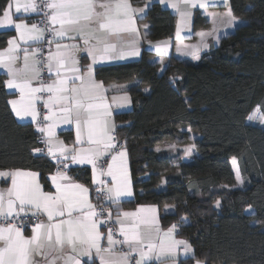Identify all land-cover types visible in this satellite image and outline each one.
Wrapping results in <instances>:
<instances>
[{"label":"trees","instance_id":"1","mask_svg":"<svg viewBox=\"0 0 264 264\" xmlns=\"http://www.w3.org/2000/svg\"><path fill=\"white\" fill-rule=\"evenodd\" d=\"M7 2L0 0V14ZM228 2L243 22L197 61L170 54L159 62L142 46L137 58L94 68L105 83L128 82L131 98V107L113 116L134 195L112 209L171 205L173 210L160 216L161 226H175L176 236L186 239L194 253L179 264H264V126L246 121L255 107L264 116V0ZM130 3L144 9L137 15L148 25V41L173 36L176 15L168 8L156 0ZM207 26L196 12L192 30ZM11 34L0 30V48ZM4 80L0 72V169L37 170L48 189L46 175L56 165L34 151L39 133L13 115ZM189 145H195V153L185 160L183 147ZM231 157L246 178L241 186L235 185ZM69 171L89 184L86 167Z\"/></svg>","mask_w":264,"mask_h":264},{"label":"snow or ice","instance_id":"2","mask_svg":"<svg viewBox=\"0 0 264 264\" xmlns=\"http://www.w3.org/2000/svg\"><path fill=\"white\" fill-rule=\"evenodd\" d=\"M180 4L186 8L198 6L206 9L210 0H178L171 3L181 22H186L190 12L181 11ZM11 6H5L0 16V27L13 25V17L9 14ZM43 6L50 10L49 24L59 26L47 30L52 32L54 38L63 39L72 32L84 38V44L90 45L85 51L92 57L93 64L117 58V44L110 42L111 39L136 33L134 16L144 12V9L133 8L130 0H104L99 3L97 0H44ZM15 10L16 13H37L39 8L35 0L23 4L17 0ZM211 15L215 25L216 14ZM225 15L229 17L226 27L235 26L237 22L231 11ZM14 29L19 35V40L25 45L40 42L45 31L35 23L29 26L24 22L15 23ZM179 32L178 26L177 38ZM214 33L215 28L199 35L203 40ZM56 49L55 53H49L47 69L51 74L55 66L57 79L47 85L41 82L40 87H32V80L40 77L37 65L41 62L34 59L39 49L30 54L28 47L23 48V67L17 66L20 59L18 52L21 49L15 38L9 41L7 49L0 51V66L7 69L6 74L10 77L5 84L9 89H18L21 96L20 101L11 100L9 103L18 117L31 116L38 125L44 124L38 127V131L45 134L44 142L49 146L48 156L60 162V158L67 159L65 154L71 151L75 153L71 157L73 163L91 165L95 172L97 162L104 152L116 147L111 143L114 140L111 135L114 126L108 125L107 105L102 103L103 96L100 94L103 85L93 78L92 64L87 66L85 75H67L68 72L80 71L75 66L78 63L75 59V54L79 51L78 45L58 43ZM156 51L164 54L160 47H157ZM125 54L136 56L139 55V50L133 49L127 53L121 51L119 56ZM62 69L65 70L63 75ZM76 81H79L78 85ZM42 92L49 94L48 100L44 101L48 115L43 117V121L38 119L40 114L35 107V101L39 99L36 93ZM57 119L63 123H72L74 120L77 143H86L89 147L68 149L62 142L53 145ZM255 119V113L249 116V120ZM261 123H264V120H261ZM194 147L195 145H192L185 149L186 153L190 155ZM34 151L42 152L41 149ZM124 156L122 151L112 156L113 162L119 158L121 164L116 167L110 164L107 171L112 186L105 189L106 200L117 208L123 197L132 195L127 170L123 166ZM235 159L234 157V164ZM38 176L36 172L19 169L9 173L0 172V177H11L12 184L6 192L0 190V264H80L77 256H88L89 264H95V261L91 260L93 250L100 264H127L131 253L139 256L136 264H150L157 250L172 257L177 255L179 246H183L185 256L192 252L186 241L161 239L158 229L155 228V218L151 215L154 209L143 207L136 212L118 214L115 223L119 224L118 231L122 239H114L113 230L110 228L107 232L108 247H102L100 241L104 234L99 229L111 220V216L109 214L108 219H100L104 216V211L97 212L95 206L89 202L88 189L80 184L61 183L66 181L67 177L63 172H58L51 176L55 192H44L38 182ZM237 180L241 184L244 182L238 169ZM99 183L103 185L106 182L102 180ZM32 209L35 211H31ZM29 212L33 216L46 213L48 222L34 224L32 235L26 237L23 230L30 219ZM9 220L17 223H9ZM171 231L165 235L170 236ZM116 245H127L129 252L116 256ZM155 258L159 259V256ZM196 264L201 262L196 261Z\"/></svg>","mask_w":264,"mask_h":264},{"label":"crops","instance_id":"3","mask_svg":"<svg viewBox=\"0 0 264 264\" xmlns=\"http://www.w3.org/2000/svg\"><path fill=\"white\" fill-rule=\"evenodd\" d=\"M153 1V0H149ZM158 1L163 7L168 8L172 13L176 15V24H175V31L172 37L168 38H163L160 40H155V41H148L146 39V33L148 29V25L146 23H141L138 21L139 16L137 13L134 16L135 19V27L137 29V32L134 34H123L121 36L112 38L110 42L116 43L117 44V58L116 59H111V60H103L99 61L95 64H93L92 57L87 54L85 51V48L90 46H86L84 44V38L79 37L77 33H69L66 37L63 39L60 38H54V41L52 42L51 49L45 54V62L44 65L47 68L48 64V56L49 53H55L57 51L56 49V44H61V45H71V44H76L79 46V51L76 52L75 54V59L78 61V63L75 65L80 69L78 73H71L68 72L67 75L72 76V75H85L87 72V66L92 64L93 66V78L95 81L98 83H101L103 85L102 89L100 90V94L103 96V101L102 103L107 105V112L109 115L106 116L107 122L109 127H113L115 129V120H114V113L119 112V111H124L127 110L131 107V98L129 95V92L126 90L127 86L129 85L128 82L126 83H114V82H103L100 79L96 78L94 71H95V66L98 64H106V63H114V62H120L124 60H129V59H134L140 56L142 46L145 47V49H148L152 52V55L150 56V59L156 60L159 62H163L164 57L173 54L177 56L180 59H188L192 61H197L201 54L204 53L207 49H209L210 46H216L221 39L222 36L230 33L238 24H241L243 21L234 16L236 20L235 26L232 27H226L227 22L229 17L225 15L230 10L229 7V2L228 0H210L209 7L206 9H201L198 6L194 8H186L183 4H180L181 11L185 12H190V16H188L186 22H181V18L179 14L176 12L175 9L171 7V3L178 2V0H156ZM17 0H8L7 4H11V8L9 9V14L13 17V25L7 26V27H0V30H11L12 34L7 40V43L5 46L0 48V51L7 49L9 47V41L13 40L15 38V42L20 44V51L18 52V55L20 57L18 61L19 67H23V48L28 47L29 53L33 50H36V46L41 42L37 43H29L25 45L22 41L19 40V35L17 31L14 29V24L19 23V22H24L27 23L29 26L34 24L35 22L33 21V15L35 13H16L15 10V5H16ZM21 4L23 3H29L31 0H19ZM97 2H104V0H97ZM35 3L37 4V0H35ZM6 4V5H7ZM5 9V8H4ZM231 11V10H230ZM200 14L205 18V20L208 22V26L206 28H196L192 30V19L195 13ZM3 13V12H2ZM2 13L0 16H2ZM215 13L216 14V23L215 25L213 24L212 20V15ZM36 24V23H35ZM147 26V27H145ZM179 26L180 32H182V35H179V38H177V28ZM39 28L43 29L41 26L38 25ZM55 28H58V25L52 26ZM213 28H215V33L212 36H206L201 38L199 33L202 32H209L212 31ZM218 37V38H217ZM206 45V46H205ZM196 46V47H193ZM160 47L163 50V55H161L159 52L156 51V48ZM133 49H138L139 50V55L136 56H131V55H123L122 57L119 56V53L123 51L124 53H127ZM198 57V58H197ZM35 60L37 59V55L34 58ZM30 63L32 62L31 59L29 61ZM37 67L40 69L39 64ZM71 67V65H69ZM0 72L5 75V82L10 79V77L6 74L7 69L3 68L0 66ZM62 75L64 74L65 70H61ZM40 76H41V70H40ZM57 79L55 75V66H53V71L49 77V83H53ZM76 84H79V81H76ZM41 86V78L39 79H34L32 80V87H40ZM71 86V85H70ZM5 89L9 93V97L7 99L9 107L15 116V118L20 121V122H30L34 125L35 130L41 134L38 131L39 126H44V124L38 125L36 122H34L31 118V116H25L23 118L18 117L13 110L12 105L9 103L11 100H17L20 101L21 96L20 92L18 89H9L7 88L5 84ZM36 96L39 97L38 93H36ZM49 94L47 93V97L45 99L39 98L35 101V107L37 111L39 112L41 106H44V103L41 105L42 101H47L48 100ZM115 98V99H114ZM127 98V99H125ZM46 108V107H45ZM55 111V109H53ZM48 115V109L46 108V116ZM39 119V117H38ZM70 134V135H69ZM45 138V134H41ZM69 135V137H68ZM59 142H62L64 146H66L68 149L76 148V149H81V148H87L89 147L88 144L86 143H77V128L75 121L73 120L72 123H63L59 119L56 121V127L54 128V137H53V145L58 144ZM47 145V144H46ZM48 146V145H47ZM192 146V145H191ZM49 147V146H48ZM190 147V145L188 146ZM124 152L125 156L123 158V166L127 170V175H128V180L130 182V191L132 193L131 196L123 197L122 200L124 199H130L133 197L134 192H133V187H132V180H131V175H130V167H129V160H128V155L126 149L122 146L121 149L117 152H115L113 149L107 150L104 152V155L100 157V159L103 161V165H98L95 169V172L93 171V168L91 165L88 164H78V163H73L71 160L72 155L75 153L69 151L65 155L67 159H64L63 157L60 158V162H58L57 159H54L51 156H48L51 161H53L56 165V168L53 172L49 173L46 175V178L49 182V188L46 189L40 180V175L38 176V182L42 186V190L44 192H55V185L51 181V176L54 174H57L58 172H63L65 176L67 177L66 181H61V183H66V184H80L83 185L85 188L88 189L87 192V198L90 203L93 204V199H92V191L91 188L93 187L94 190L96 189H102L105 194V200H106V191L105 189L107 187H111V177L107 176V171H108V166L110 164L114 165V167L119 166L121 164V160L118 158L117 161L113 162L112 156L117 155L119 152ZM195 153V150L192 149L191 154L185 157L184 159L188 160L193 154ZM233 157H231L232 159ZM70 167H86L89 170V184L81 182L77 178H75L72 173L69 171ZM22 170V171H31V172H36L39 174L37 170H32V169H26V168H14V169H0V172L3 173H9L15 170ZM105 181L106 183L101 185L99 182L100 181ZM11 177H0V190L7 191V189L11 188ZM106 202L110 205V208L112 211H110V216L112 219V222L114 223V227L116 231L114 233V239L121 240L122 236L119 234V224L115 223V221L118 219V214H122L123 212H136L138 209H141L142 207L147 209L151 208L154 209V211L151 213L152 216L155 218V228L158 229V234L161 239H166V240H175V241H186L188 245L190 243L183 238H179L176 236V227L173 228V226H168V227H162L160 223V216L162 213H170L173 210V207L169 204H164L162 206H157L156 204L153 203H141L135 205L133 208H128V209H118V210H113L112 208H116L114 204H112L110 201ZM94 205V204H93ZM31 211H35V209H32ZM30 219H29V224L27 227L23 230V234L26 237H29L32 235V226L36 223L44 222L47 223V214L43 215H31V212H29ZM36 217L37 219L35 221H32L31 218ZM66 218V217H65ZM101 219V218H100ZM12 223V222H10ZM108 227L102 226L100 227V232L104 234L102 237L100 243L102 247L107 248L108 243H107V232H108ZM171 231L170 236H166L165 234L169 233ZM191 247V245H190ZM192 252L189 253L187 256H185L184 251H183V246H179L177 249V255L175 257L169 256L164 253H160L159 250L156 251L154 254L153 260L150 262V264H179L180 259L189 257L193 255V248L191 247ZM129 249L127 245H116L115 247V255L120 256L123 253H128ZM155 256H159V259H156ZM77 258L80 260V264H84V262H87L90 260L88 256H77ZM139 259L138 254L136 253H131L130 257L128 259L127 264H136V260ZM91 260H94L96 264H100L99 258L95 255V250H93V254L91 257ZM196 261H200L201 264H207L203 260H195L193 264H196ZM211 264H218V263H211Z\"/></svg>","mask_w":264,"mask_h":264},{"label":"built area","instance_id":"4","mask_svg":"<svg viewBox=\"0 0 264 264\" xmlns=\"http://www.w3.org/2000/svg\"><path fill=\"white\" fill-rule=\"evenodd\" d=\"M44 4V0H37V5H38V12L35 13L34 17H33V21L37 24L41 23L44 25L43 28L45 29L44 33H43V37L41 42L36 46V49H39L40 51L36 54L37 55V59L38 61H40L41 63L39 64L40 66V70H41V82H43L44 85H47L49 83V77H50V73L48 72V69L45 67L44 65V57L45 54L51 49L52 46V42L54 41V36L52 34V32H50L49 30H47L48 28H51V25L49 24L48 21V16L51 14L50 10H48L47 8H45L43 6ZM36 16V19H35ZM39 98L45 99L47 97V92H42V93H38ZM44 103V101L41 102V105ZM39 120L43 121V117L46 116V108L41 106L39 112ZM43 124V123H42ZM111 135L114 136V140L111 141V143H113L114 145H116V147L113 149L115 152L119 151L122 147V142L120 141V139L117 137V134L114 130V132L111 133ZM45 138L43 135L39 134L37 137V142L39 144V149L42 150L43 154L47 155V151H48V146L46 145V143L44 142ZM98 165H103V161L101 159L98 160L97 162ZM92 199H93V204L95 206V209L97 212H100L101 210L104 211V216L100 217L102 220L108 219V216L110 214V208L105 200V194L104 191L102 189H96L93 191L92 194ZM37 218L36 217H32L31 220L35 221ZM9 223H17V221H12L9 220ZM29 224V221L27 222V225ZM105 227L111 228L114 232L116 231L115 227H114V223L112 222V219L105 225Z\"/></svg>","mask_w":264,"mask_h":264},{"label":"rangeland","instance_id":"5","mask_svg":"<svg viewBox=\"0 0 264 264\" xmlns=\"http://www.w3.org/2000/svg\"><path fill=\"white\" fill-rule=\"evenodd\" d=\"M34 15H35V14H34ZM34 15H33V17H34ZM35 19H36V16H35ZM37 25L41 26V25H44V24H41V23H38V22H37ZM41 27L43 28V26H41ZM51 27H52V25H51ZM43 29H44V28H43ZM179 35H182V32H179ZM253 113H255L257 119H255V120H249V116L252 115ZM261 120H264V116L261 114V112H260V110H259L258 107L253 108V109L251 110V112L248 114L247 118H246V121H247L248 123H251V124H254V125H257V126H264V123H261ZM190 147H191V145H190ZM156 148H159V146L156 147ZM171 148L174 149V147H172V146H171ZM187 148H189V147H188V146H184V147H183L184 150L187 149ZM193 149H194V148H193ZM188 155H189V154H187L186 151H185V157H187ZM230 164H231V168H232V171H233V173H234V176H235V185H239V186L243 185V184L245 183V179H246V178L243 177V176L240 174L241 179L244 181L243 184H241V183L237 180V169L239 170V168H238V164H237L236 159H235V164H234V163H233V158H232V159L230 160ZM239 173H240V172H239ZM235 185H234V186H235ZM247 211H250V209H247Z\"/></svg>","mask_w":264,"mask_h":264},{"label":"bare ground","instance_id":"6","mask_svg":"<svg viewBox=\"0 0 264 264\" xmlns=\"http://www.w3.org/2000/svg\"><path fill=\"white\" fill-rule=\"evenodd\" d=\"M44 62H45V58H44Z\"/></svg>","mask_w":264,"mask_h":264}]
</instances>
